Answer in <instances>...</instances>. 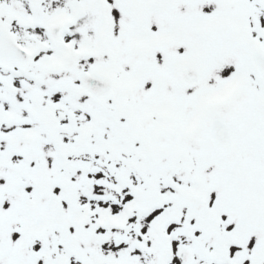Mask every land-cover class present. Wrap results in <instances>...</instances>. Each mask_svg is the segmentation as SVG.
<instances>
[{
	"label": "snow or ice",
	"instance_id": "1",
	"mask_svg": "<svg viewBox=\"0 0 264 264\" xmlns=\"http://www.w3.org/2000/svg\"><path fill=\"white\" fill-rule=\"evenodd\" d=\"M0 264H264V0H0Z\"/></svg>",
	"mask_w": 264,
	"mask_h": 264
}]
</instances>
